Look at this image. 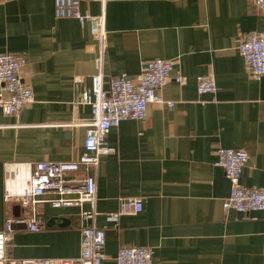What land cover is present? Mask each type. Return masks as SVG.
<instances>
[{"label":"crops","instance_id":"1","mask_svg":"<svg viewBox=\"0 0 264 264\" xmlns=\"http://www.w3.org/2000/svg\"><path fill=\"white\" fill-rule=\"evenodd\" d=\"M79 9L103 16L102 45L89 21L56 17L53 0H0V54L25 55L21 73L34 91L18 114L0 108V231L8 215H26L4 200L5 162L76 159L91 117L79 99L92 75L106 89L113 76L135 80L163 58L174 68L160 93L174 106L149 103L145 119L112 127L106 143L117 150L100 157L94 222L105 230L104 263L132 244L152 247L154 264H264V210L224 212L230 184L216 164L219 147L245 149L240 184L264 187V74L254 78L237 47L264 30V11L252 0H80ZM208 72L217 89L198 94L195 77ZM126 197L141 199L142 210L106 220ZM38 211L41 229L16 225L7 253L76 258L91 221L77 206Z\"/></svg>","mask_w":264,"mask_h":264},{"label":"built area","instance_id":"2","mask_svg":"<svg viewBox=\"0 0 264 264\" xmlns=\"http://www.w3.org/2000/svg\"><path fill=\"white\" fill-rule=\"evenodd\" d=\"M56 17H75L80 25L87 21L95 39L102 45L105 40L104 18L90 12H81L80 0H53ZM257 9L264 11V0H252ZM238 51L250 74L259 78L264 74V30L250 31L243 35ZM24 54L3 52L0 54V108L3 115H16L34 100L33 88L23 80ZM174 62L157 58L142 65L135 80L124 73L109 80L104 88L101 73L93 74L89 88L83 89L79 102L91 108V117L85 130L84 152L72 161L40 160L38 162H5L4 200L19 203L29 209L24 216L8 215L4 229L0 231V264H105L107 256L105 230L94 222L97 215V168L102 155L114 154L116 147L107 145V134L124 119H145L149 103L173 107L174 102L165 100L160 90L166 85ZM176 81L182 76L177 75ZM198 94H214L217 87L212 72L195 77ZM216 164L223 168L230 190L222 200L224 212L230 209L247 212L264 210V187L257 188L240 184L239 178L248 159L247 150L239 148L218 149ZM81 172V175L77 173ZM46 203L54 209L79 207L80 219L90 220L83 225L80 248L76 258H23L17 259L7 253L9 236L16 225H26L30 231H39L42 221L38 205ZM88 205L89 208L83 209ZM117 210L106 214V220L116 221L126 212H139L143 203L139 198L126 197ZM154 250L150 246L127 244L117 249L113 264H154Z\"/></svg>","mask_w":264,"mask_h":264},{"label":"rangeland","instance_id":"3","mask_svg":"<svg viewBox=\"0 0 264 264\" xmlns=\"http://www.w3.org/2000/svg\"><path fill=\"white\" fill-rule=\"evenodd\" d=\"M28 212H29V209L26 208V207H24V208H23V213H24V214H27Z\"/></svg>","mask_w":264,"mask_h":264},{"label":"water","instance_id":"4","mask_svg":"<svg viewBox=\"0 0 264 264\" xmlns=\"http://www.w3.org/2000/svg\"><path fill=\"white\" fill-rule=\"evenodd\" d=\"M63 221H64V220H63ZM52 222H54V219H53V218H50L49 221H48L47 223H48V224H51ZM61 225H64V223L61 224Z\"/></svg>","mask_w":264,"mask_h":264}]
</instances>
